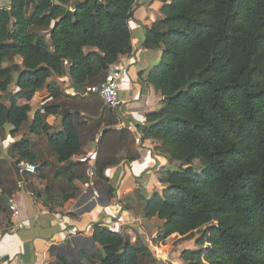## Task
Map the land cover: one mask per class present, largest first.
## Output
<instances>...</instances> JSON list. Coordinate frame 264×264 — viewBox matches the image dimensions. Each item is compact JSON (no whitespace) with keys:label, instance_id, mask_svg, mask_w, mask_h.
Segmentation results:
<instances>
[{"label":"trees","instance_id":"1","mask_svg":"<svg viewBox=\"0 0 264 264\" xmlns=\"http://www.w3.org/2000/svg\"><path fill=\"white\" fill-rule=\"evenodd\" d=\"M160 1L162 18L146 32L144 48L161 49L162 58L144 80L159 93L161 107L135 129L185 168L160 171L162 189L141 198V217L163 223L161 242L205 228L206 264H264V0ZM134 5L135 0H9L0 7V99L8 101H0V134L5 129L14 138L25 131L8 151L15 165L33 164L37 174L47 161L26 136H46L50 156L64 164L56 170L66 178L56 191L60 207L75 199V179L88 180L86 161H73L81 154L80 133L87 130L102 128L92 174L107 199L115 198L105 172L117 164L118 151L103 158L104 137L112 135L121 145L128 131L111 127L118 125L115 112L95 99L89 107L96 119L83 122L75 98L48 82L66 77L72 89L101 85L109 67L131 53ZM10 55L21 59L20 67H4ZM43 91L46 97L31 118L30 106L17 100ZM176 93V99L163 101ZM64 97L74 106L58 103ZM57 115L60 126L54 129L45 118ZM195 160L200 172L191 167ZM40 193L32 195L40 199ZM92 241L94 249L82 252L92 264H142L150 254L142 242L131 244L100 224L93 225Z\"/></svg>","mask_w":264,"mask_h":264},{"label":"crops","instance_id":"2","mask_svg":"<svg viewBox=\"0 0 264 264\" xmlns=\"http://www.w3.org/2000/svg\"><path fill=\"white\" fill-rule=\"evenodd\" d=\"M161 7L160 0L135 1L132 16L128 22L132 50L129 55L122 56L118 60V63L123 66L119 81V98L123 105L115 111L118 125L115 124L111 127L119 131L127 127L128 139L118 145L112 135H106L102 152L103 158H111L113 154L109 155L107 152L111 151L112 145H117L116 148L114 146L115 150L113 151L114 153L116 149L118 151L114 156L117 159V164L105 172V176L116 188L114 199L108 200L103 188L93 183L95 176L92 174V168L99 151L97 135L102 132V128L95 134L88 130L80 133L81 154L74 157L73 161H86L89 166L90 180L83 184L75 179L73 186L77 189L76 197L61 207L57 204L61 200L56 191L59 185L66 183V178L56 170H59L64 164L56 163L50 156L47 139L34 134L26 136L35 145H37L36 142L39 145L38 140L43 139L44 150L41 149L42 152L39 151V154L48 162L41 169L42 173L39 174L37 181H27L23 177L19 181L12 167L14 163L7 155L9 147L20 140L22 135L19 133L14 138L6 136L1 142L0 259L2 264H64L65 262L69 264L68 255L77 248V258L80 264H87L86 258H82L83 262H81V257H83V251H90L94 247L92 241L94 224L110 228L111 221L115 218L133 215L132 207L135 205V201L132 194L137 191L146 200L151 198L154 192H160L158 173L165 167L166 159L156 142L140 139L135 125L145 124V116L161 107L159 93L155 92L144 80L145 75L158 65L162 58L161 49L144 48L146 32L162 18ZM52 80L63 84L62 87L65 91L61 90V92L64 95H70L73 98L77 96L72 95L73 89L68 78L52 77L49 81ZM43 96L46 97L44 91L38 92L29 99L20 98L17 100V105H29L32 118L33 113L41 107ZM92 100L94 97H89V95L80 96L78 100L75 98L76 107L74 101L65 97L58 103L65 105V108L68 105H73L79 112L80 119L89 125L90 121L96 119L95 112L91 111L89 107ZM103 117L105 118L104 113ZM45 120L51 127L54 123L57 128L60 126L58 115L48 116ZM111 127L110 129H112ZM84 128L86 127L83 126L82 130ZM111 138L113 143H108ZM135 139H140L141 145L136 144ZM135 155H138V158L130 162V157ZM17 182L20 183L19 186ZM51 187L50 191L53 192H45L46 188ZM32 192H41V198L36 199L34 195L30 196L29 194ZM9 200H12L17 208L18 215L15 217L11 216ZM139 215L141 216V214ZM9 223L15 225V230L11 233L5 232ZM18 224L21 227H18ZM88 244L90 245L88 246ZM2 259H5L4 262Z\"/></svg>","mask_w":264,"mask_h":264},{"label":"rangeland","instance_id":"3","mask_svg":"<svg viewBox=\"0 0 264 264\" xmlns=\"http://www.w3.org/2000/svg\"><path fill=\"white\" fill-rule=\"evenodd\" d=\"M9 0H0V7L6 6L8 4ZM45 40L47 43H49V39L47 36H45ZM12 65H18V67L21 66V59L16 58L14 56H8L6 63L4 64V67H11ZM51 82L58 84V88L60 90L65 91L64 87H62V83L56 82V80H52ZM50 83V81L48 82ZM9 93L11 95H15V87L14 85H11L9 87ZM65 93V92H64ZM66 95V94H65ZM71 97L70 95H68ZM93 95H89L91 97ZM80 96H76V100L79 99ZM96 101H99L102 103V100L100 99L99 96L95 95L93 96ZM62 100V99H60ZM1 102H4L6 105H8V101L2 97L0 99ZM60 121V120H59ZM54 123L52 127L54 129H57V126ZM22 136L25 135V131H22L20 133ZM8 137L7 130L4 129V134H0V145L1 142L4 141L5 137ZM44 135H42L43 137ZM43 138H46L44 136ZM40 143L38 145L34 144V152L37 155L39 154V151L41 149L44 150L43 146V139L38 140ZM113 143L112 138L109 140L108 143ZM5 143V142H3ZM34 143V142H33ZM45 143V141H44ZM117 147L116 144L112 145L111 151L107 152L109 155L113 154V151ZM9 150V149H8ZM117 151V149H116ZM42 152V151H41ZM1 153V152H0ZM9 151L7 152L8 157H10L11 161H14L15 158L10 155ZM1 155V154H0ZM103 156V155H102ZM166 159L165 167L163 169H169V170H179L180 168H185L183 167L180 163L171 161L167 158V156H164ZM42 159L45 160L43 157ZM51 159V157H50ZM53 161V160H52ZM48 162V161H47ZM192 169L195 172H200L201 170V165L200 163L195 160L191 164ZM89 166L86 163V174H87V179L90 180L89 178V171H88ZM13 173V171H12ZM42 172L40 171L38 175L36 174L35 176L32 175H27L25 173H20V177H23L27 181H37L39 179V174ZM160 173V172H159ZM158 173V174H159ZM15 174V173H14ZM157 174V175H158ZM16 176V175H15ZM95 179V180H94ZM93 179V183L96 185V178ZM143 188V187H141ZM33 189V188H32ZM160 189H162L160 187ZM34 190V189H33ZM138 190V189H137ZM161 191V190H160ZM132 197L134 198L135 205H133L132 210L134 213L130 217L127 215H123L121 218H115V220L111 221L110 229L117 231L118 233L122 234L124 237H126L131 244H134L136 242H142L144 245H146L150 251V254L147 255L143 260L142 264H206L204 262V257L207 255L208 249L210 248L208 244V236L205 235V228H202L200 230L194 231L192 234L187 235V236H178V235H172L169 238H167L165 241L161 242L159 241V236L161 234V226L163 225L162 222L157 221L155 219H150V220H145L143 219L139 214H140V205L143 203V200L141 198H144L143 196H140L137 193L132 194ZM59 202V201H58ZM123 206V205H122ZM125 207V206H124ZM136 211V212H135ZM121 212V210H120ZM200 241L202 243H200ZM90 244H88L89 246ZM78 249V248H77ZM75 249L68 255V259L70 260L71 264H80V261L77 258L78 250ZM94 249V247L92 248ZM191 257L195 258L193 260ZM83 257H81V262H83ZM90 258V256H89ZM69 263V264H70ZM87 264H92L90 262H87Z\"/></svg>","mask_w":264,"mask_h":264},{"label":"built area","instance_id":"4","mask_svg":"<svg viewBox=\"0 0 264 264\" xmlns=\"http://www.w3.org/2000/svg\"><path fill=\"white\" fill-rule=\"evenodd\" d=\"M122 72H123V66L117 62L109 67L104 82L101 85L84 89L85 93L83 95L76 94L74 91L72 95H78L83 97H86L88 95H97L100 97L102 103L107 109L115 112L119 110L123 105V102L119 98V81L121 79ZM100 138H101V132L98 133L97 140H100ZM135 143L141 145L139 139H135ZM17 167L20 169V173H26L32 176L37 174V168L33 164L21 162L17 165ZM19 185L20 183H18V186ZM29 195L32 196V194ZM8 203H9V210L11 212V216L12 217L17 216L18 215L17 208L13 203V201L9 200ZM18 227H21V225L18 224ZM14 230H15V225L11 224V226L7 229V232L11 233ZM0 264H2L1 259H0Z\"/></svg>","mask_w":264,"mask_h":264},{"label":"water","instance_id":"5","mask_svg":"<svg viewBox=\"0 0 264 264\" xmlns=\"http://www.w3.org/2000/svg\"><path fill=\"white\" fill-rule=\"evenodd\" d=\"M73 91L76 93V94H79V95H83L85 93V90L84 89H81V88H78L77 86H75L73 88ZM179 93H176L175 95L171 96V97H166V98H163V101L164 102H170L174 99H176L178 97ZM12 167H13V170L15 172V175L17 177V179L20 181L21 180V177H20V169L15 166L14 164H12ZM5 259H2V261L4 262Z\"/></svg>","mask_w":264,"mask_h":264}]
</instances>
